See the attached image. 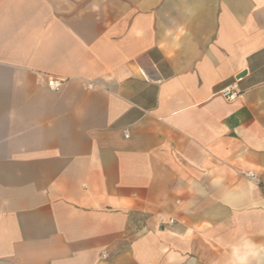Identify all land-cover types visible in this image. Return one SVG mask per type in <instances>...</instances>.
<instances>
[{
  "label": "crops",
  "instance_id": "crops-1",
  "mask_svg": "<svg viewBox=\"0 0 264 264\" xmlns=\"http://www.w3.org/2000/svg\"><path fill=\"white\" fill-rule=\"evenodd\" d=\"M0 264H264V0H0Z\"/></svg>",
  "mask_w": 264,
  "mask_h": 264
},
{
  "label": "built area",
  "instance_id": "built-area-1",
  "mask_svg": "<svg viewBox=\"0 0 264 264\" xmlns=\"http://www.w3.org/2000/svg\"><path fill=\"white\" fill-rule=\"evenodd\" d=\"M62 81L51 78L49 80V87L53 90H57L60 88ZM90 88L93 87V85L89 86ZM238 87H237V83L228 86L227 88H225L224 90H222V94L229 100L235 99L238 96ZM254 177V176H252Z\"/></svg>",
  "mask_w": 264,
  "mask_h": 264
},
{
  "label": "water",
  "instance_id": "water-1",
  "mask_svg": "<svg viewBox=\"0 0 264 264\" xmlns=\"http://www.w3.org/2000/svg\"><path fill=\"white\" fill-rule=\"evenodd\" d=\"M242 75H244V74H242ZM241 77V76H240Z\"/></svg>",
  "mask_w": 264,
  "mask_h": 264
}]
</instances>
